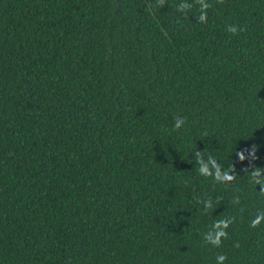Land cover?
Instances as JSON below:
<instances>
[{
  "label": "trees",
  "instance_id": "trees-1",
  "mask_svg": "<svg viewBox=\"0 0 264 264\" xmlns=\"http://www.w3.org/2000/svg\"><path fill=\"white\" fill-rule=\"evenodd\" d=\"M218 256L264 264V0H0V264Z\"/></svg>",
  "mask_w": 264,
  "mask_h": 264
},
{
  "label": "clouds",
  "instance_id": "clouds-1",
  "mask_svg": "<svg viewBox=\"0 0 264 264\" xmlns=\"http://www.w3.org/2000/svg\"><path fill=\"white\" fill-rule=\"evenodd\" d=\"M231 30H232V31H235L234 28L231 29ZM181 123H182V121H179V120H178L177 123H176V127L179 128V127L181 126ZM253 155H254V152H253ZM239 156H241L242 159H245V155H242V154L240 153ZM200 171H201V173L207 174L208 171H209L208 166L205 165V166L201 167V168H200ZM254 175H259V173H254ZM219 235H222V233L217 234V236H216L215 238H213V237L211 236V234H210L209 237H208V239H209V241H210L211 243H213V244H218V243H219ZM224 260H225V257H224V256H218V257H217V264H223V261H224Z\"/></svg>",
  "mask_w": 264,
  "mask_h": 264
}]
</instances>
